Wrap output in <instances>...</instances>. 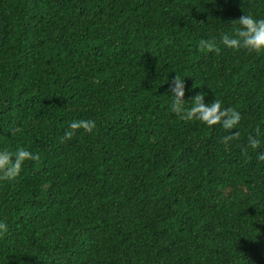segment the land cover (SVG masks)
Listing matches in <instances>:
<instances>
[{
    "label": "trees",
    "instance_id": "trees-1",
    "mask_svg": "<svg viewBox=\"0 0 264 264\" xmlns=\"http://www.w3.org/2000/svg\"><path fill=\"white\" fill-rule=\"evenodd\" d=\"M0 264H264V0H0Z\"/></svg>",
    "mask_w": 264,
    "mask_h": 264
}]
</instances>
